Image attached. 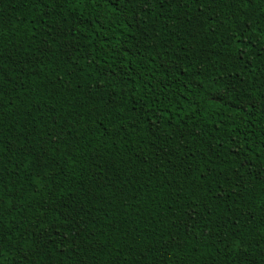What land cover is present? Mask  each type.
Listing matches in <instances>:
<instances>
[{"label": "trees", "instance_id": "16d2710c", "mask_svg": "<svg viewBox=\"0 0 264 264\" xmlns=\"http://www.w3.org/2000/svg\"><path fill=\"white\" fill-rule=\"evenodd\" d=\"M84 15L87 20L71 5L59 8L50 0H0V50L8 65L14 60L19 64L12 71L5 65L0 80L6 142L3 180L10 189L4 202L7 205L12 195L30 202L17 199L20 206L5 215L4 226L30 222L33 215L39 218L43 208H54L48 220L59 224V218L67 215L64 202L78 198L85 211L75 222L83 220L85 231L90 237L95 233L104 247L94 253L83 244L71 251L67 242L48 245L39 257L45 264H173V259L210 264L217 253L197 240L195 229L186 231L179 219L187 201L178 200V209L173 200L178 194L188 196L194 185L201 186V200L205 190L210 196L223 187L229 194L217 212L223 214L235 200L241 211L251 210L259 218L264 197V112L255 107L243 109L264 91V0H253L239 11L222 2L176 0L163 7L154 4L148 14L141 13L139 21L120 23L103 4L96 10L87 9ZM97 15L102 27L92 23ZM241 20L247 23L241 25ZM57 24L68 34L69 55L76 68L83 69L66 78L67 90L53 83L58 75L54 67H60L63 77L71 63L65 62L67 57L57 59L62 54L58 45L65 38L53 43L51 36L44 35L48 26ZM250 24L253 31L243 33L247 40L244 59L233 60V37ZM73 27L75 36L70 31ZM45 39L56 54L49 53L42 65L36 64L38 75L33 76V69L21 61L33 53L39 55ZM161 88L172 103L158 95ZM97 93L100 99L89 103V97ZM212 93H223L224 103L207 102ZM105 99L117 105L111 118L103 106ZM158 99L162 101L159 108ZM74 104L84 105L76 110L79 115L72 111ZM121 115L123 120L117 118ZM50 117L65 132L69 123L73 126L58 151L42 139ZM117 126H122L119 135ZM33 127L37 135L29 138L24 151L30 146L34 154L24 161L27 168L20 169L19 176L12 175L13 164L22 156L19 150L7 151V144L15 142L18 149L12 133ZM90 149L92 155L101 153L99 161L92 159ZM189 168L192 171L185 175ZM209 168L213 176L223 169L233 177L240 184L237 195H230L231 185L217 183L220 177L208 176ZM202 171L203 180L199 179ZM99 177L104 178L103 184L98 183ZM90 182L98 186L90 187ZM169 231L183 246L163 255L161 246L170 239ZM153 247L156 251L149 252ZM9 258L6 255L5 260Z\"/></svg>", "mask_w": 264, "mask_h": 264}, {"label": "snow or ice", "instance_id": "6c2138e0", "mask_svg": "<svg viewBox=\"0 0 264 264\" xmlns=\"http://www.w3.org/2000/svg\"><path fill=\"white\" fill-rule=\"evenodd\" d=\"M29 2L33 3H42L48 2V0H29ZM51 3L56 5L59 8H63L65 5H71L73 8H76L80 13V18L87 20V16L84 15L85 11L89 8L96 10L101 7L103 4L106 6L113 16L118 17L119 19L116 21L120 23L122 21L131 22V20L135 19L137 21L141 18V13L148 14L154 4H158L163 7L164 4L175 3L176 0H50ZM193 2H199V0H193ZM208 4L222 2L226 4V7L231 9L232 5L236 6V10L239 11V8L243 6L245 9L247 6L253 2V0H206ZM186 6V4L184 5ZM47 15V13H45ZM232 20H236V15L231 16ZM111 23V18L108 21ZM93 24H102L100 19L97 16L92 17ZM247 23V20H241L240 24ZM253 23H255L253 21ZM2 26V23H0ZM97 31L100 30L98 27ZM73 36L76 34V28L73 27L70 29ZM245 31L251 32L253 31L252 25L250 24L247 29L241 28L239 36L234 35L233 39L236 45V50L233 53V60H243L244 46L247 44V40L244 38L243 33ZM45 36H51L53 43H55L56 38L64 37L65 40L62 45H58V47L62 48V54L57 56V59H64L67 57L66 63L71 61L67 70L63 72V77L59 75L61 69L59 66L54 67V71L58 73L56 79L53 83L58 84L61 88H65L67 90L69 81L66 79L67 77H72L73 72H82V68H76L75 61H72L71 55H69V46L67 41V32L60 27L59 24L56 25L55 28L48 26L45 29ZM31 39H35V33L33 32L31 35ZM43 46L39 50V55L33 53L32 57H29L27 60L21 61L26 64L29 68L33 69L30 74L33 76H37L38 73L35 71L36 64H43L44 60L47 58L49 53L55 55L53 52L51 45L48 43L47 39L43 40ZM72 50L77 53L80 51L79 48H73ZM83 57L78 56L77 59H82ZM251 62H249L250 66ZM8 65V59H6L3 55V51L0 50V80H2L5 76V68L4 66ZM19 67L17 61H13L11 65H8V70L12 71L15 68ZM123 76H127V73H123ZM47 86V85H46ZM261 88L264 89V84L261 85ZM234 91V89H233ZM3 93L0 92V97H2ZM159 96H163V99L168 101V103H172L173 101L169 98V96L164 95L163 88L160 89L158 93ZM99 94H93L89 97L88 102L92 103L94 100H99ZM225 97L223 93H212L207 97V102H210L213 105H222L224 103ZM157 106L161 105L162 101L157 100ZM103 106L106 109L107 115L111 118V114L114 110H117V105L112 104L110 99H105L103 102ZM84 107L83 104H74L72 106L73 113H76L78 108ZM253 107L259 108L262 112H264V91L260 93L255 101L250 100L247 105L244 107V111L252 109ZM2 108V106H0ZM62 110V109H61ZM92 109L88 110L87 115H91ZM236 111H240L237 109ZM79 115V113H76ZM3 111H0V264H45L44 260L39 259L42 252L41 250L46 248L48 245H63L64 242H67L68 248L71 251L74 247H79L80 244H83L85 247L89 248L94 253L100 252L101 248L104 247L102 242H98L95 239V233H92L91 237L89 236V232L85 231L87 225L80 220L77 219L84 214V204L78 198L69 197V199L64 202L63 207L67 212L63 218L60 219V223L56 224L52 221L48 220L49 213L55 211L54 208H43L38 213L39 218L36 215H33L30 222L25 221H17L14 225L9 227L4 226V217L7 214L16 211V208L20 205H17V199L23 201L22 197H15L14 195L9 196V200L7 205H5V194L10 192L8 187V183H5L3 180L4 175L6 174V169L4 167L5 161L3 160L4 152H5V139L2 135L3 133ZM120 120H123V116L117 117ZM138 118L139 114H138ZM224 117H221L223 120ZM98 123V121H95ZM79 121H77V124ZM115 123V121H113ZM179 123V121H178ZM129 127L135 128L136 125L134 123H129ZM47 131L44 132L42 137L44 144L51 147L52 145H56V150H59V145L63 139V137L68 136L72 130V124L69 123L68 128L69 131L65 132L61 130L60 126L55 124V118L50 117L47 124L44 126ZM122 130V126H117L116 134L119 135ZM125 134L126 133V130ZM219 131V129H217ZM107 130L105 129V133ZM16 140L19 142V148H16L15 142H9L7 144V151L12 152L14 150H19L22 156V159L18 160L15 164H13L12 175L19 176L20 169L27 168L25 165V160L32 156L34 153L29 146L27 151H24L25 145L29 144V138L35 137L37 135L36 129L33 128H20L12 133ZM198 134V133H197ZM72 139L78 143L77 137H72ZM36 144L40 145V139L36 140ZM89 154L92 155L91 149L89 150ZM42 155H46V153H42ZM92 159L99 161L101 159V153L97 151L94 155H92ZM11 162V161H8ZM172 167L175 168L176 164H172ZM192 169H188L185 175L188 172H191ZM31 174V173H29ZM207 175L212 177V179H216L217 176L220 177V180L217 183L229 184L231 185L232 191L230 192L231 196L237 195V189H239L240 184L236 183V181L231 176H227L224 174V170L221 169L216 176H213V170L211 168L208 169ZM204 173L203 171L200 174L199 179L203 180ZM97 178L94 176L93 180ZM262 181H264V177H262ZM98 183L103 184L104 178L99 177ZM97 184L90 182V187H96ZM208 190L204 191L205 199L201 200V186L194 185L191 188L190 194L188 196H184L183 194H178L177 199L173 200L174 204H177V208H180V205L177 203L178 200L187 201L186 207H184L180 211L179 219L182 222V226L186 231L191 232V230L195 229L194 235L197 240L206 244V246L211 247L214 252L217 253V258L213 259L210 264H257L259 260L260 264H264V197L261 199V207L259 210V218L255 215L251 210H240L239 205H236V201L233 200L231 205H227L224 209V213L221 214L216 211V208L221 203H226L225 196L229 193H226L225 189L221 187L218 191L212 193V195H208ZM87 195V193H85ZM195 197V200L192 199ZM93 199L95 196L92 197ZM50 199V197H49ZM243 200V198H240ZM251 200H254L255 197H250ZM196 201H200L197 203ZM23 203H30L27 201H23ZM38 204L43 203L38 201ZM235 206V207H233ZM172 216L176 217V212H172ZM75 222V223H74ZM11 224V221H9ZM68 226L65 230V226ZM175 227V224H173ZM64 231V234L61 235V231ZM83 234V235H82ZM170 237L169 240L163 242L161 246V254L167 255L169 249H180L183 245L177 244V238L172 234L171 231L167 233ZM185 239H191V236H186ZM79 241V244L77 243ZM193 249H195L196 245H192ZM149 252H155V247L148 249ZM61 254H63L61 252ZM9 256L10 258L6 261L5 257ZM45 257L47 256L44 253ZM31 257V259H30ZM118 258V257H117ZM116 258H114L115 260ZM78 264H82L78 262ZM173 264H185L183 259L176 261L173 259Z\"/></svg>", "mask_w": 264, "mask_h": 264}]
</instances>
